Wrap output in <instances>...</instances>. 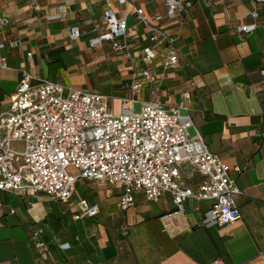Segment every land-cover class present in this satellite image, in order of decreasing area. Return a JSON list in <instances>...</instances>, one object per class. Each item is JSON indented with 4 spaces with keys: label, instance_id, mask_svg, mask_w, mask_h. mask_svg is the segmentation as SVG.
<instances>
[{
    "label": "crops",
    "instance_id": "obj_1",
    "mask_svg": "<svg viewBox=\"0 0 264 264\" xmlns=\"http://www.w3.org/2000/svg\"><path fill=\"white\" fill-rule=\"evenodd\" d=\"M193 1L184 20L166 22L179 34L180 64L162 78L154 94L148 82L132 89V70L137 65L115 56L109 43L89 46L88 39L95 34L92 22L101 21L104 0H37L34 7L28 0H0V20H9L0 26V42L6 44L0 57H6L7 65L0 66V113L9 107L23 71L38 81L54 80L111 96L116 112L123 97L177 104L189 91L194 125L209 148L240 168L236 177L243 190L238 198L241 217L225 226L205 227L189 202L192 227L179 226L177 220L167 226L163 214L174 207L170 195L154 202L157 205L144 206L137 195L148 201L138 193L135 206L120 210V192L102 186L105 205L88 199L100 205V212L75 220L73 204H59L39 194L0 191V264H208L218 258L225 264H264V9L253 20L252 0ZM63 2L66 18L49 20L47 15L57 13ZM133 3L155 12L164 10L162 0ZM129 10L131 33L142 45L145 28L136 23L133 6ZM242 21H256L258 27L250 33L236 32L234 25ZM73 25L82 32L77 40L70 38ZM114 64L126 74L124 78L113 74ZM81 181L72 202L81 197L77 191ZM67 214L71 219H64ZM38 228L50 245L48 256L33 244ZM79 231L81 249L71 238L79 240ZM57 242H69L71 247L60 249Z\"/></svg>",
    "mask_w": 264,
    "mask_h": 264
},
{
    "label": "built area",
    "instance_id": "obj_2",
    "mask_svg": "<svg viewBox=\"0 0 264 264\" xmlns=\"http://www.w3.org/2000/svg\"><path fill=\"white\" fill-rule=\"evenodd\" d=\"M162 1L163 12H155L135 6L133 0H104L101 21L92 22L91 48L107 42L115 56L137 65L130 83L134 91L148 82L156 94L162 78L180 64L179 34L166 22L184 20L194 1ZM252 2L249 16L258 20L264 0ZM28 3L34 7L37 0ZM129 6H133L136 23L145 28L142 45L131 33ZM227 15L231 16L229 10ZM66 16L63 2L47 18L62 20ZM8 23L7 18L0 20L1 27ZM257 27L256 21H242L234 30L250 33ZM81 35L79 26H71V40ZM5 46L0 42V48ZM27 56L31 58L32 52ZM0 66H7L6 57H0ZM191 99V92L185 91L177 104L140 100L141 110L135 112L137 96L123 97L116 112L111 96L54 80L38 81L34 74L23 71L9 107L0 113V191L39 194L59 204H73V218L79 220L100 212V205L86 198L72 202L76 184L83 179L120 187V210L135 206L138 193L152 203L170 195L174 207L163 214L167 226L177 220L179 226L192 227L189 202L201 214L200 225L231 224L241 217L238 198L243 190L236 177L240 168L230 166L209 148L194 125ZM192 127L193 136L189 134ZM42 232L41 228L34 231L33 244L48 256L50 245L41 238ZM57 246L71 247L69 242H57ZM208 264L225 263L218 258Z\"/></svg>",
    "mask_w": 264,
    "mask_h": 264
},
{
    "label": "rangeland",
    "instance_id": "obj_3",
    "mask_svg": "<svg viewBox=\"0 0 264 264\" xmlns=\"http://www.w3.org/2000/svg\"><path fill=\"white\" fill-rule=\"evenodd\" d=\"M101 54L100 52H97V54ZM113 74L116 76L117 79H120V78H124L126 76L125 73H122L118 66L116 64H114V70H113ZM141 110V102L140 101H136L134 103V111L135 112H139ZM189 134L191 136H193L194 134V130L193 128H190L189 129ZM103 188L102 186H100L98 183L96 182H90V181H86V180H83L81 181L79 184H78V194L81 196V197H86L87 199H89L90 201H95V202H99L101 205H105V202H104V199H103ZM110 189L112 190V192L114 194H118L120 192V187L116 188V186L114 187L113 185L111 186L110 185ZM139 198V199H138ZM137 201L139 204H143L144 206L145 205H150V206H153V205H157L158 203H152V202H145L141 197H139V195H137ZM109 205H111V202H109ZM68 208V207H67ZM70 208V207H69ZM68 208V209H69ZM66 209V208H65ZM86 223V222H85ZM82 232V231H81ZM79 231V240H75L74 237H71L72 240L74 241V245H78L80 243V245H78L81 249V246L83 244L82 242V239H83V235Z\"/></svg>",
    "mask_w": 264,
    "mask_h": 264
},
{
    "label": "trees",
    "instance_id": "obj_4",
    "mask_svg": "<svg viewBox=\"0 0 264 264\" xmlns=\"http://www.w3.org/2000/svg\"><path fill=\"white\" fill-rule=\"evenodd\" d=\"M53 53H54V51L51 52V54H53ZM52 216L55 217L54 214H52ZM64 219H65V220H69V219H71V215H70V214H67V215L64 217Z\"/></svg>",
    "mask_w": 264,
    "mask_h": 264
}]
</instances>
